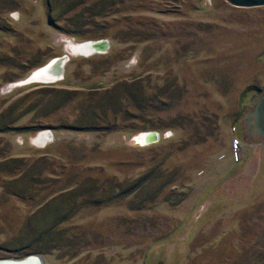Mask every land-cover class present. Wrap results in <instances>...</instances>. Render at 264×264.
Here are the masks:
<instances>
[{
  "label": "rangeland",
  "instance_id": "374dc122",
  "mask_svg": "<svg viewBox=\"0 0 264 264\" xmlns=\"http://www.w3.org/2000/svg\"><path fill=\"white\" fill-rule=\"evenodd\" d=\"M263 94L264 5L0 0V258L264 264Z\"/></svg>",
  "mask_w": 264,
  "mask_h": 264
},
{
  "label": "bare ground",
  "instance_id": "6f19581e",
  "mask_svg": "<svg viewBox=\"0 0 264 264\" xmlns=\"http://www.w3.org/2000/svg\"><path fill=\"white\" fill-rule=\"evenodd\" d=\"M95 40V39H94ZM69 51L74 54H81V55H90L95 52L104 51L106 48V43L103 40L98 41H85V42H68ZM63 59H51L46 67L40 69H33L32 74L19 80V83L29 82L32 80L43 81L42 79L45 78H56L55 80L59 79L62 71ZM54 80V81H55ZM134 138L140 144H145L149 141L155 140L154 138H150V134L146 131H141L139 134L135 135ZM51 139L50 132L47 130H41L37 133L34 137V141L39 144V146L43 145L46 140Z\"/></svg>",
  "mask_w": 264,
  "mask_h": 264
},
{
  "label": "water",
  "instance_id": "95a60500",
  "mask_svg": "<svg viewBox=\"0 0 264 264\" xmlns=\"http://www.w3.org/2000/svg\"><path fill=\"white\" fill-rule=\"evenodd\" d=\"M227 2H229L232 5L235 6H260V5H264V0H226ZM98 40H103L106 43V46L108 45V41L106 39L103 38H99V39H86L83 40L82 42L85 41H98ZM63 59V64L65 62V60L68 58V54L67 53H63L62 55H58V56H54L52 58H50L48 61H46L45 63H43L42 65L34 68V69H40L43 67H46L47 64L49 63V61L51 59ZM62 71H63V66H62ZM62 71H61V75H62ZM32 74V70L29 72V74L26 75L30 76ZM25 77V78H26ZM56 78H43L41 82H52L54 81ZM37 80H32L29 82H34ZM252 116H253V122L254 120H258L261 121L260 122V127L259 129H261V133L264 132V94L256 101V103L254 104V107L252 109ZM257 131V130H256ZM146 132V131H144ZM150 134V138H157V134L156 132L153 131H147ZM258 133V134H261ZM0 264H43V259L41 258L40 255L38 254H27L24 257L21 258H0Z\"/></svg>",
  "mask_w": 264,
  "mask_h": 264
},
{
  "label": "built area",
  "instance_id": "2783aa9c",
  "mask_svg": "<svg viewBox=\"0 0 264 264\" xmlns=\"http://www.w3.org/2000/svg\"><path fill=\"white\" fill-rule=\"evenodd\" d=\"M238 144H239V139L237 137H234L232 139V142H231V148H232L234 154L237 152Z\"/></svg>",
  "mask_w": 264,
  "mask_h": 264
},
{
  "label": "flooded vegetation",
  "instance_id": "af4514ba",
  "mask_svg": "<svg viewBox=\"0 0 264 264\" xmlns=\"http://www.w3.org/2000/svg\"><path fill=\"white\" fill-rule=\"evenodd\" d=\"M260 122H261V121L254 120V124H251V125H253V127H250V129H251V128H252V130L255 129V130H257V131H256L257 133H261V129H259V127H260ZM248 127H249V126H248Z\"/></svg>",
  "mask_w": 264,
  "mask_h": 264
}]
</instances>
